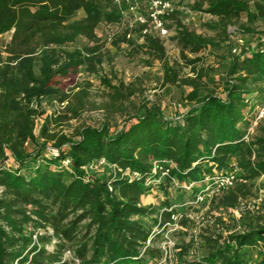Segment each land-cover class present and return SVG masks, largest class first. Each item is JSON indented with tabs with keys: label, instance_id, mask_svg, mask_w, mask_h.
Returning a JSON list of instances; mask_svg holds the SVG:
<instances>
[{
	"label": "trees",
	"instance_id": "trees-1",
	"mask_svg": "<svg viewBox=\"0 0 264 264\" xmlns=\"http://www.w3.org/2000/svg\"><path fill=\"white\" fill-rule=\"evenodd\" d=\"M79 9L85 15L72 19ZM126 9L124 2L114 0H0V36L11 33L4 60L0 54V264L16 259L22 264L29 256L32 264H155L161 234L149 245L146 240L153 227L178 209L167 202L162 207L144 204L143 196L154 188L166 193L171 178L179 184L195 182L189 191L178 186L186 195L179 207L190 205L198 183L206 175L226 172L235 160L245 181L210 200L216 208H228L247 197L251 185L264 177V134H254L249 141L243 138L256 107L264 103V30L256 24L264 19V0H194L191 6L218 18L215 26L221 28L220 42L228 51L238 36L244 40L236 55L229 53L222 95L209 90L201 95L198 80L184 78L181 83L191 87L187 94L191 105L184 111L161 110L146 102L138 115H128L115 131L107 122H98L71 135L50 133L46 115L35 135L43 101L68 98L56 79L90 60L80 49L62 50V46L78 36L96 39L97 25L119 22ZM241 14L246 23L230 34L227 26ZM177 22L176 41L183 50L196 54L219 46L213 38ZM149 45L162 53L154 40ZM164 72L166 82L177 81L172 66L166 65ZM103 82L114 89L116 100L134 93L122 82L116 86L107 79ZM66 157L68 168L62 166ZM100 157L140 176L129 179L108 167L100 173L84 170ZM154 160H168L175 167L169 169L170 177L148 185V178L160 175L151 173ZM259 186L264 188V182ZM29 222L44 232L39 244L31 247L25 231ZM53 238L57 242L49 249ZM202 248L199 258L183 264H264V214L225 238L203 236ZM67 250L73 259L63 260Z\"/></svg>",
	"mask_w": 264,
	"mask_h": 264
},
{
	"label": "rangeland",
	"instance_id": "rangeland-1",
	"mask_svg": "<svg viewBox=\"0 0 264 264\" xmlns=\"http://www.w3.org/2000/svg\"><path fill=\"white\" fill-rule=\"evenodd\" d=\"M119 1L127 6L126 0ZM129 1L137 3L139 11L146 14L148 0ZM169 1L172 11L163 18L166 34H161L151 23L146 25L135 23L132 15L123 10L119 22H101L97 25L96 39L88 40L78 36L73 42L62 46V50L78 48L90 60L79 65L67 77L56 79L59 86L68 94V98L63 102L58 99L43 101L41 109L44 113L36 121V136L39 135L46 115L50 119L48 125L50 133L71 135L85 125L98 122H107L110 130L115 131L121 127L128 115H138L146 102L154 104L161 110L182 111L191 105L187 99L191 87L181 83L184 78L198 80L201 95L208 90L218 95L223 94L221 80L227 69L230 54L227 47L220 42L224 39L221 28L215 26L218 18L192 10L194 0ZM84 15L83 10L79 9L72 19H79ZM177 21L189 31L213 38L219 46L210 48L207 53L203 49L196 54L183 50L176 41ZM244 23L246 16L241 14L234 23L227 26L226 30L232 34ZM256 24L260 30H264V19L258 20ZM150 39L162 46V53L149 45ZM10 40L11 33L0 36V54L3 60L7 54L5 47ZM189 60L194 62L189 63ZM166 65L172 66L177 72L175 83L165 81ZM200 74L202 76L199 79ZM104 79L115 86L122 82L125 86H130L134 93L128 98L116 100L114 89L104 84ZM123 91L127 93V89ZM260 125V129L256 130ZM258 126L253 135L264 134V119ZM52 142L53 140H47V145L50 146ZM260 182H264V177L257 179L255 185H251V193L247 197L240 198L234 207L228 208H216L211 201L179 207L186 195L174 184L166 188V193L157 192L154 188L150 194L143 196L144 204L162 207V203L167 202L173 209H178V212L193 215V218L181 220L179 223L181 227L170 232L175 246L164 261L160 252L155 264H183L184 261L193 259V250L202 254L203 236L220 234L225 238L233 231L244 230L249 222H257V218L264 214L261 204L258 211L239 207L240 202L244 200L253 202L258 198L264 199V188L259 186ZM162 211L161 209L160 212ZM200 215L203 216V222L197 217ZM152 217L158 220L159 216ZM166 230L167 227L163 234ZM163 234L159 235L157 246L162 241Z\"/></svg>",
	"mask_w": 264,
	"mask_h": 264
},
{
	"label": "built area",
	"instance_id": "built-area-1",
	"mask_svg": "<svg viewBox=\"0 0 264 264\" xmlns=\"http://www.w3.org/2000/svg\"><path fill=\"white\" fill-rule=\"evenodd\" d=\"M115 2L119 3V0H114ZM127 1V11L132 15L133 21L137 24L146 25L147 23H151L155 29H157L161 34H166L167 30L164 27V16L167 15L170 11H172V7L169 0H148L147 4V12L146 14H143L141 11H139V6L137 3H131L129 0ZM244 46V40L241 39V37H237L235 39V42L232 46L229 48V53L231 55H236L240 48ZM204 52H208L210 50L209 47L203 49ZM222 95V94H221ZM189 108V107H188ZM187 109V108H186ZM184 109V110H186ZM182 110V111H184ZM256 115L249 126V128L246 131V134L244 135V140L249 141L251 139V136L253 135V132L255 128L258 126L259 122L264 119V103L260 104L256 107ZM181 112V111H180ZM51 151H55V149L50 148ZM8 153V152H7ZM12 158L10 157L8 159L7 165L9 166L12 163ZM70 165V159L64 158L62 160V166L64 168H68ZM111 168L113 170H118L121 172L122 175L129 177V179L138 178L140 174L138 172L131 171L129 168H126L125 170H121L120 168H117L116 164L109 163L104 157H100L95 159L93 162H91L89 165L84 167V170L86 172L90 171L93 173H100L104 170V168ZM175 167V164L168 160H154L152 162V169L151 173L152 175L156 174L157 172H160V175L153 178H148L146 181V184H151L153 182H161L162 177H170L169 175V169ZM240 167L238 163L235 160H232L230 162L229 169L224 172H216L215 174L206 175L199 183L200 189L196 192L195 198L192 202H190V205H199L205 202H209L211 199H214L216 197H219L224 192L229 190L230 188L234 187L239 182H244L240 177ZM171 184L175 186H181L185 189H190L193 185H195V182L192 183H182L179 184L176 179L171 178ZM153 190V189H152ZM3 194V187L0 186V196ZM261 199L258 198L254 200L253 202H247L246 200L240 202L239 209L249 208L258 211L260 209ZM171 210V209H170ZM30 213V212H28ZM31 218L36 220L37 217L33 214H30ZM200 217V221L203 222V216H197ZM186 218H193L192 214L188 213H182V212H174L170 214V219L165 221L161 226H155L151 230L147 240L146 244L149 245L151 239H153L157 234H163L164 229L167 227V230L164 232L162 241H160L158 247L160 249V252L162 254V260L164 261L167 257L170 256L171 249L175 246L174 239L172 235L170 234L171 231L176 230L177 228L181 227L180 222L183 219ZM47 230L49 233H52V230L47 227ZM25 231L28 232V234L31 236V243L29 247L33 246L34 244L38 245L39 237L43 235V230L38 227V225H35L32 222H29L25 225ZM57 240L53 238L48 245L49 249L53 248V244H55ZM193 258H199L201 255L196 253V250H193ZM30 257H28V260L25 261L22 264H32L30 263ZM73 259L71 251L67 250L64 253L63 260L65 259ZM13 264H21L19 262V259L14 260Z\"/></svg>",
	"mask_w": 264,
	"mask_h": 264
},
{
	"label": "crops",
	"instance_id": "crops-1",
	"mask_svg": "<svg viewBox=\"0 0 264 264\" xmlns=\"http://www.w3.org/2000/svg\"><path fill=\"white\" fill-rule=\"evenodd\" d=\"M144 203V202H143Z\"/></svg>",
	"mask_w": 264,
	"mask_h": 264
}]
</instances>
